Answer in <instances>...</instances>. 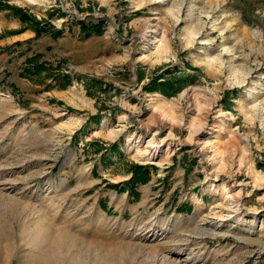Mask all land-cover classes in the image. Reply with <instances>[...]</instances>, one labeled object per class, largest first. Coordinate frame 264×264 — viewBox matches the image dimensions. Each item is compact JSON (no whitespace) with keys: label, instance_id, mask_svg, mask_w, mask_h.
Instances as JSON below:
<instances>
[{"label":"rangeland","instance_id":"374dc122","mask_svg":"<svg viewBox=\"0 0 264 264\" xmlns=\"http://www.w3.org/2000/svg\"><path fill=\"white\" fill-rule=\"evenodd\" d=\"M0 1V264H264V0Z\"/></svg>","mask_w":264,"mask_h":264},{"label":"trees","instance_id":"16d2710c","mask_svg":"<svg viewBox=\"0 0 264 264\" xmlns=\"http://www.w3.org/2000/svg\"><path fill=\"white\" fill-rule=\"evenodd\" d=\"M4 9L14 12V14L17 15V17H19L20 21L23 24L28 25L29 28H32L35 31L36 36H41L43 34H47V35L50 34L53 38L57 39L62 35L61 30H57L56 28H53L51 25H47V23L44 24L45 22L41 23L40 21L36 20L31 15H28L22 9L9 5L5 1H0V10H4ZM245 18L246 17L244 15L243 19L245 20ZM81 28H82L81 31L86 33V35L92 32L101 33V27L99 23L93 26H89V25H85L84 23H81ZM47 66H48L47 63L45 61H42V55L35 54L26 59V67L23 70L24 72L23 75H27V74L28 75H40L43 73H47L49 74L48 75L49 77H53V79L56 81L59 79L60 81H64L65 82L64 87L71 84L72 79L69 75H57V74L53 75L52 73L53 70L49 69V66L48 67ZM90 84L93 86L97 84L100 85L99 82L92 83V80L90 81ZM180 88L181 86L178 89L172 88V90L173 89L175 90L172 91L171 93H175L179 91ZM13 90H15V87L13 88ZM145 169L146 168L140 167V166H136L135 169L131 168L133 172V176L131 179H129L128 181L124 183V187L130 186L131 191L133 190L135 191L138 184L146 182L148 180V177L146 176ZM113 187H116V186H113ZM179 212H185V208L183 206H180Z\"/></svg>","mask_w":264,"mask_h":264},{"label":"bare ground","instance_id":"6f19581e","mask_svg":"<svg viewBox=\"0 0 264 264\" xmlns=\"http://www.w3.org/2000/svg\"><path fill=\"white\" fill-rule=\"evenodd\" d=\"M161 54V53H160Z\"/></svg>","mask_w":264,"mask_h":264}]
</instances>
